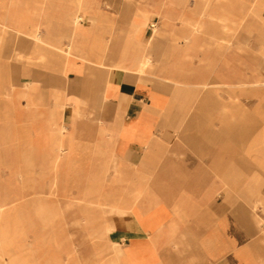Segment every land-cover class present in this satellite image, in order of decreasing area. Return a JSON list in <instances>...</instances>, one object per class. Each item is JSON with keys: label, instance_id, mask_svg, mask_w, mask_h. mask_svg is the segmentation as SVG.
Wrapping results in <instances>:
<instances>
[{"label": "bare ground", "instance_id": "bare-ground-1", "mask_svg": "<svg viewBox=\"0 0 264 264\" xmlns=\"http://www.w3.org/2000/svg\"><path fill=\"white\" fill-rule=\"evenodd\" d=\"M188 1L177 0L176 3L179 7H185ZM195 2L193 11L188 16L180 17L185 30L183 29L184 31L180 35H176L174 32L170 33L169 46L162 52L157 61L154 59L156 62H153L151 58V51L153 39L158 31L155 28L157 25L152 24V37L148 40L147 46L140 39L147 26L150 25L147 13L143 14L140 19L132 17L130 14L129 20L125 22H116L112 18L115 15H112L111 11H104L100 17L105 24H112L113 20L114 29L119 27L121 33L119 40L114 43L113 54L110 56V66L126 70L128 76L133 77L135 81L146 76L162 82V85L166 83L184 85L186 87L184 94H190L194 90L202 88L200 100L196 103L183 133L171 151L170 157L176 154L187 161L194 158L201 161L204 157H209L211 159V172L223 181L220 189L225 194L224 202L230 207H234L240 194L235 192L234 187H225L226 182L223 175L229 169L236 167L243 171L239 175L240 178L247 175L255 177L256 174L264 173L257 165V161L250 160L253 153L258 151L257 143H264V119L257 115L260 110H257L256 114L252 115L249 120L244 108L237 112V109L230 104H218L217 94L215 90L210 88L208 82L209 69L206 65L211 66L213 52L218 53L230 41L233 32L239 26L244 25L250 16L252 22L247 24L245 31H250L254 36L259 35L262 40L264 0L262 3L253 0L251 8L248 7L249 0H196ZM80 8L82 7L78 3L75 7L76 14L73 16L76 17L77 21L84 17ZM45 9L46 6L40 5L32 13L34 17H44ZM60 13L71 17L69 16L70 11L65 8H62ZM164 19L168 21V17H164ZM27 27L25 29L18 28L16 33V26L13 23L8 24L9 39L20 37L22 32L24 37L29 40H39L41 23L34 26L29 23ZM82 43L84 44V42ZM195 50H201L202 55ZM66 52H71V48H67ZM191 56L199 57L200 65L206 68L200 70L185 65L183 60L191 58ZM9 58L16 60L15 53ZM260 64L264 69V60ZM27 73L25 74L27 80H25L23 93L25 97L34 95V92L39 89L45 94V89L31 80V71ZM50 97L53 104L50 106L47 103L48 107L44 105L46 106L45 109L48 110V112L46 111L47 132L52 137L49 163L44 168L35 170L32 167L33 161L21 163L9 160L13 156L12 154L9 156L8 146L5 147L3 144L0 147V165H5L8 168L11 177L8 180H15L13 188H8V185L0 182V264H62L63 256L67 260L66 264H162L157 262L152 255L139 256L140 258L135 259L132 256L133 241L129 245H125V241L129 237H141L143 230H148V227L153 228L150 232H154L155 235L149 234L147 237L149 239L157 237L163 208L166 205L180 208L182 206L183 209L187 206V203L182 199L175 198L176 196L173 195V190L170 187L172 184L178 185L177 192L181 195L188 191V168L186 169L187 172L184 169V176L179 178H172L170 175H164L163 178H151L145 174L142 166L117 162L115 156L105 152L106 149L100 150L101 147L104 148V136L112 138V135L108 134L109 129L106 124L99 120L94 124L97 125L96 131L99 136L91 141L95 149L88 152L86 160L91 159L92 155H99L104 161L97 174L84 170L78 163L85 157L79 158L75 154L69 159V155L75 142L81 141L78 137L80 136L79 133L88 128L87 124L78 122L82 119L81 117L86 115V103L79 100L64 103L60 101L59 91L53 92ZM0 99H2L0 101V143L18 140L19 137L12 126L10 100L1 83ZM47 99L49 97L45 96L43 101H47ZM38 106L35 100L29 104L34 114L39 110ZM60 118H65L68 123H73L74 130H69L65 123L60 122ZM216 119L223 122V127L214 128L211 125L204 132V127ZM250 124L262 126L260 133H257V128H251ZM91 130L89 129L90 132H92ZM102 133L104 134L103 137ZM24 148L27 150L29 147ZM26 152L28 158H32L33 154L30 156V153ZM257 158L264 163V154ZM66 165L69 166L70 175L80 173L78 178H74L73 184L74 189L78 192L77 197H72V194L66 195L70 201L69 207L75 206V204L78 206L76 207L77 210L73 207V214L78 213L75 214L74 218L75 228L82 234L77 248L62 247L61 238L66 236V232L62 230V225H49L51 222H62L63 211L57 203L58 201H50L40 196L42 188H48L49 194L52 196L64 195L62 193L64 188L62 175L66 171ZM174 168L167 165L165 172L169 173ZM40 170L46 172L49 177L48 182H42L45 179L32 177V174ZM110 171H112L110 180L112 186L110 190L105 191L103 183ZM37 189L39 192H36ZM27 192L33 194V197L26 199L25 194ZM163 193L173 196L171 199H160L158 196ZM147 196L156 197L145 200V202L144 197ZM240 204L242 203L240 202ZM260 204L264 205V199L259 201L258 205ZM106 214H114L117 218L106 221ZM241 217L243 219L244 216L241 215ZM129 218H131L130 222H128ZM26 229H29L34 235V243L30 247H27L25 242ZM96 238L109 240L93 241ZM121 243L122 248L119 249ZM88 244L91 245L89 250L82 248ZM78 247H80L79 250Z\"/></svg>", "mask_w": 264, "mask_h": 264}, {"label": "crops", "instance_id": "crops-1", "mask_svg": "<svg viewBox=\"0 0 264 264\" xmlns=\"http://www.w3.org/2000/svg\"><path fill=\"white\" fill-rule=\"evenodd\" d=\"M258 1L263 2V0ZM78 3L82 7L80 11L84 16L79 21L73 17ZM13 5L16 6L15 12L21 14L24 12L26 19L12 15L13 7L9 6ZM40 5L46 6L44 17H34L32 11ZM62 8L69 10L71 17L61 14ZM103 12L97 7V0H0V69L2 67L7 69L8 58L14 53L15 61L24 64L28 56L26 49L33 47L31 41L42 43L46 54L41 56L40 60L44 59V65L48 64L45 67L46 71L41 73L37 67L27 66L29 67L27 72L31 71V80L45 89L49 97L48 105L53 104L50 96L55 91L60 92V101L64 103L73 100L86 103L85 117L94 122L101 120L106 124L109 129L108 134L112 135L111 149L120 159L142 166L145 174L151 178H163L164 175H170L172 178L184 176V169L186 171L188 167L178 166L179 156L174 154L170 157V154L183 133L196 103L200 100L201 92L196 89L190 94H184V85L167 83L162 85V82L146 76L135 81L133 77L128 76L126 70L110 66L114 43L119 40L121 33L119 27L114 29L113 20L112 24H105L102 21L100 15ZM111 12L115 15L112 18L116 22H125L130 18V14L128 17H120L115 11ZM57 18L67 25V33L62 34L59 31L55 23ZM24 22L26 27L29 23L31 26L41 23L39 40L30 41L22 32L20 37L9 39L8 24H15L17 33L18 28L24 27ZM245 33L243 42L255 37L252 33L249 35L247 30ZM143 35L144 33L140 39L147 46L152 33L150 31L145 41ZM164 35L171 38L170 32ZM64 39L67 41L65 42ZM97 42L100 43L95 44ZM256 42L259 44L258 52L262 61L264 45L261 44L260 37ZM67 48H71V52L67 53ZM27 72L23 73L21 78L24 87ZM70 79H73V87L68 90L67 84ZM22 90L24 93V88ZM36 96L37 93L34 92V95L29 97L34 102ZM150 96H154L153 100ZM16 101H20L21 104L25 102L24 99L18 98ZM46 111L45 109L44 112ZM20 112L23 117L27 113L24 108H21ZM257 115L264 119L260 111ZM211 125L213 122L204 127V132ZM261 127H257V133H260ZM96 129L97 125L92 128L95 134ZM91 143L76 141L71 148L73 152H70L69 159L75 154L80 157L83 155L85 158L80 160L78 165L85 167L88 152L95 149ZM35 147L48 148L49 142L43 147ZM164 150L165 154H163ZM257 154L258 151L253 153V155ZM96 157L102 159V156L96 155ZM206 158L209 160L208 165L211 166V159ZM193 160L200 162L197 158ZM152 164L157 165L158 168L154 174L149 171V166ZM167 165L175 168L167 173L165 172ZM227 173L223 175L225 187H234L231 184L229 170ZM263 176L264 173L261 172L251 179L259 182ZM201 177L198 175L191 190L182 194V197L190 198L183 200L187 203L184 209L182 206L180 208L173 205H166L163 208L167 214L161 212L163 216L157 237L149 239L147 235H155V233L144 229L141 237L126 239L125 245L133 241L132 256L138 259L152 255L162 264H264V218L258 211L261 199L254 201L253 205L245 199L247 189L250 190L251 196H258L262 189L256 190L245 186L237 191L234 188L235 192L240 194L239 200L234 207L222 209L221 205L225 199V194L220 189L222 179L212 172ZM236 179L247 181L245 177ZM216 181L220 184L217 186L209 184ZM217 195L222 196V200L218 203L214 201ZM241 215L244 216V220ZM130 221L131 218L128 222ZM121 248L122 243L119 245V249Z\"/></svg>", "mask_w": 264, "mask_h": 264}, {"label": "rangeland", "instance_id": "rangeland-1", "mask_svg": "<svg viewBox=\"0 0 264 264\" xmlns=\"http://www.w3.org/2000/svg\"><path fill=\"white\" fill-rule=\"evenodd\" d=\"M195 1L196 0H189L187 3L188 5L186 4L185 7L182 6L179 7V5L176 3L177 0H97V7L101 11H105V12H107L108 10L115 11L120 17H128L129 14H131L132 17H137L138 19H140L141 17H143V14L147 13L149 17L148 22L150 23V25L147 26V29L144 32L143 40L145 41L147 37L150 35V31L153 28L152 24H156L157 26L155 28L158 31L153 39L154 43H153V49L151 51V58L153 62H156L161 57L162 52L168 48L170 43L169 42L170 38H167V36H165L164 34L168 32L170 33L174 32V34L180 35L185 30L184 23H182L180 17L188 16L189 13L193 11L196 3ZM252 5H253V0H249L248 7L251 8ZM9 7L11 8L13 7L11 13L14 17H24L23 15L24 12L22 14L20 12L17 13L15 12L16 10L15 5ZM118 10L120 13H118ZM164 17H168V21L164 19ZM24 19H26V17H24ZM251 22H252V18L250 16L247 18L244 25L239 26L233 32V34L230 37V41L227 42L218 53L213 52L214 56H212L211 66L206 65L207 68L209 69L208 82L210 84L211 89L215 90V93L217 94L218 97L217 103L222 105L230 104L237 109L236 110L237 112H239L240 109L244 108L249 120L252 117V115L256 114L257 110H260V115L264 117V87H263L264 69L260 64V62L262 61H260V56L258 52L259 44L258 42H256L259 35H256L254 38L250 37L246 42H242L243 37L246 35L245 27L247 26V24ZM55 23L62 34L68 32L67 25L60 18L55 19ZM25 25L26 22H24L23 29L26 28ZM250 34L251 32L249 31V35ZM261 38H262L261 44L264 45V32H262ZM64 41L66 42L67 40L64 39ZM31 42H33V47H29L28 49H26V54L28 52V56L24 64L17 63V61H15L14 59L8 58L9 62L7 63V69H4L3 67L0 69V83L3 85V87H5L7 96L10 100L9 102L11 106L10 114L12 117V126L16 135L19 137L18 140L16 139L8 140L0 143V147L3 146V144L5 145V147L8 146V151L10 152L9 156L11 154L13 156L11 157V159L9 158V160H14L21 163L29 162L31 160L33 161L32 167L36 170V169L44 168V166L47 165L51 159L50 141L52 137L47 132V127H46L48 120L46 113L48 112V110L45 113L44 112L45 108L41 107L44 105L47 106L48 102L43 101V98L45 96L47 97V93L43 94L44 92L41 89L35 91L37 93L35 101L37 105H39L38 107L41 108H39L37 113L34 114L31 108L29 107V104L33 102L32 99L30 97H25L22 92L23 90H21L24 88V85H22V81L20 78H22L23 73H26L27 70H29L28 69L29 67H37L39 71L43 73V71H46L45 67L48 66V64L44 65V59L40 60V57L41 56L43 57V55L46 54V50L43 44L34 41ZM195 51L200 55H202L203 53L201 50H195ZM154 59H156V61ZM183 62H185V65H187L188 67L191 66L190 68H197L200 70L206 68L205 66L200 65L199 57L191 56V58L183 60ZM72 87H73V79H70L69 84H67V89L71 90ZM184 88L186 87L184 86ZM201 89L202 88L199 89V92L202 91ZM16 98L20 100L24 99L25 100L24 104H21L20 101H16ZM150 98L153 100L154 96H150ZM29 100L32 102H30ZM21 108H24L27 111L24 117L20 115ZM81 118L82 119L78 122L80 124L82 123L87 124L88 128L85 131L79 133L80 135L78 136L79 140L91 142L92 140L96 139L99 136L97 133L95 134L94 130H91L92 132L89 131V129L95 127L94 125L95 122L91 121V119L84 116ZM60 119H61L60 122L65 123L69 130L71 131L74 130L73 123L70 122L68 123L65 120V118L63 119L60 118ZM213 126L217 128H222L223 122L216 119L213 122ZM250 127L257 128L259 126L250 124ZM16 135L15 138H17ZM103 136L104 134L102 133V137ZM104 137L105 139L103 143H104V149H106L105 152L115 156V160L117 162H121V163L125 162L124 159H120L118 155L115 154L111 149L112 138H109L107 136ZM47 142H49L48 148L39 149L35 147V146L43 147L46 145ZM26 146L29 147L27 150L26 148H24ZM257 147H258L257 155L258 157H261L264 154V143L261 142L257 143ZM26 151L30 153V156L33 154L32 158H28ZM15 153L17 154L15 155ZM165 153L166 151L164 150L163 154ZM257 155H252L250 157V160L254 159L253 161L255 162L257 161L256 163H258L257 165L259 166V168L264 171V163H262L263 161L258 160L259 158H257ZM81 156L82 157H80L79 155V158H83V155ZM96 158H97L96 155H92L91 159H87V164L85 167H83V169L88 170L92 174H97L99 170H101V165L104 160L102 157H101L102 159H100V157H98V159ZM177 158L179 159L178 166L188 167V173H189L188 190H191L192 184L193 182H195V178H197L198 175H200L201 177V175L211 173V169H210L211 166L208 165L209 160L206 157L200 162L196 160L187 161L181 159V157H177ZM149 167H150L149 171H151L150 173L153 174L158 169L157 165H153V164ZM65 168L66 171L62 175L63 185H64V188L62 189V193L64 195H58V197L52 196L49 194L50 190H48V188H42L41 190L42 194H40V196L50 201H55V202L58 201L57 203L60 205L63 211L62 222L61 223L51 222L49 225L52 226L62 225V230L66 232V236L61 238L62 247L77 248L78 242L81 239L82 234L78 231V229L75 228L74 218L76 216L75 214L78 213L73 214V207L76 209V207L78 206L75 204V206L69 207L70 201L69 198L66 197V195L72 194V197H77L78 192L76 189H74L73 184H74V178H78V176H80V173L73 174L74 176L73 177L72 175H70L69 166L68 167L66 166ZM229 172L232 179L231 184H233L234 188L237 189V191L245 188V186L255 188L256 190H259V188L262 189V191H260L258 196H251L250 190L247 189L245 199H247L250 204L253 205V202L256 201L257 199H264V176L259 182H256L253 179H251L252 176L250 175H247V177H245L247 181H240L239 179L236 178H239L238 176L243 173L242 170H239V168L236 167L234 169H229ZM32 177L45 179L42 182H48L49 180V177L46 174V172L41 170L32 174ZM9 178L11 177L9 175L8 168L5 165H0V182L2 184L4 183V185L5 184L8 185V188H13L15 185V180L14 179L8 180ZM111 178H112V171L108 173L103 183V189L105 191L110 190V187L112 186L110 185ZM209 184H215L217 186L220 183L216 181ZM256 185L259 186L256 187ZM178 188L179 186L176 184H172V186L170 187V189L173 190L172 191L173 195L176 196L175 198H179L182 200L190 199V198L182 197V195L177 192ZM36 192H39V189H37ZM167 195L168 194L163 193L158 197L160 199L161 198L171 199L173 196V195L172 196L171 195L167 196ZM30 197H33V194L27 192L25 194V198L29 199ZM154 197L153 196L144 197L145 198L144 201ZM220 200H222V196L218 195V197L214 198V201L217 203ZM259 206L260 209H258V211L261 213V216L264 218V209H263L264 205L260 204ZM229 207L230 205L226 204L225 202H223V204L221 205L222 209H227ZM115 218L117 217L114 214H106L105 217L106 221H112ZM148 230L149 231L151 230L150 227H148ZM25 240L27 247L28 246L30 247V245L34 243V235L32 234V232L29 231V229H26ZM108 240L109 239L106 238L93 239V241H108ZM79 248L80 247H78V250ZM82 248H87L89 250L91 248V245L88 244L87 246H82ZM62 259H63L62 264H66L67 260L65 259V256H63Z\"/></svg>", "mask_w": 264, "mask_h": 264}]
</instances>
